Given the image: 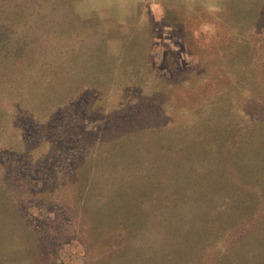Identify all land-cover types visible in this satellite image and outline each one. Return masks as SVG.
Segmentation results:
<instances>
[{"label":"rangeland","instance_id":"obj_1","mask_svg":"<svg viewBox=\"0 0 264 264\" xmlns=\"http://www.w3.org/2000/svg\"><path fill=\"white\" fill-rule=\"evenodd\" d=\"M38 1L66 38L40 52L56 90L0 102V264H116L123 216L161 238L169 192L144 188L182 130L209 118L264 148V0Z\"/></svg>","mask_w":264,"mask_h":264},{"label":"trees","instance_id":"obj_2","mask_svg":"<svg viewBox=\"0 0 264 264\" xmlns=\"http://www.w3.org/2000/svg\"><path fill=\"white\" fill-rule=\"evenodd\" d=\"M38 2L0 0V102L18 98L17 112L29 100L28 94L33 95L31 90L40 91V81L56 90L49 59L40 52L53 49L49 44L55 39L63 42L66 38L65 29L57 34ZM251 121L259 124L263 120ZM223 128L219 122L203 119L196 132L182 130L174 142L177 149L169 146L165 160L159 156L152 160L149 185L144 189L169 193L162 215L165 225L149 228L154 227V234L161 230L163 238L144 247V223L131 221L137 216L122 215L136 201L132 189L118 213L123 216L118 229L103 227L112 237L115 230L124 233L125 239H119V244L106 242V260L114 258L116 264H202L204 255L214 251L219 256L212 264H264V148L261 143L260 148L254 146V136L246 133L234 142L235 137ZM153 130L160 132L158 127ZM152 180L156 184H150ZM141 192L147 194V190Z\"/></svg>","mask_w":264,"mask_h":264}]
</instances>
